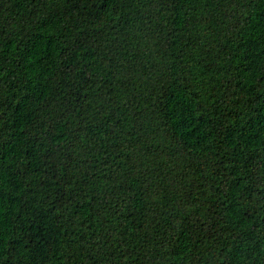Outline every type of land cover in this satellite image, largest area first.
Masks as SVG:
<instances>
[{
	"label": "trees",
	"instance_id": "16d2710c",
	"mask_svg": "<svg viewBox=\"0 0 264 264\" xmlns=\"http://www.w3.org/2000/svg\"><path fill=\"white\" fill-rule=\"evenodd\" d=\"M0 264H264V0H0Z\"/></svg>",
	"mask_w": 264,
	"mask_h": 264
}]
</instances>
